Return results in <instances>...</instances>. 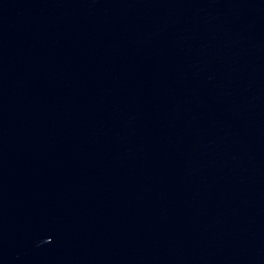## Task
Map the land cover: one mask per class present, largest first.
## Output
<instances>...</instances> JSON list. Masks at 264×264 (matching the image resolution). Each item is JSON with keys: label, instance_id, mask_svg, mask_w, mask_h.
<instances>
[{"label": "water", "instance_id": "obj_1", "mask_svg": "<svg viewBox=\"0 0 264 264\" xmlns=\"http://www.w3.org/2000/svg\"><path fill=\"white\" fill-rule=\"evenodd\" d=\"M0 264H264V0H0Z\"/></svg>", "mask_w": 264, "mask_h": 264}]
</instances>
